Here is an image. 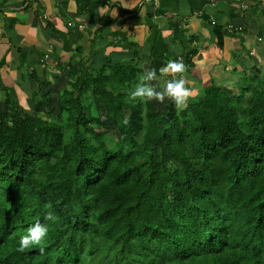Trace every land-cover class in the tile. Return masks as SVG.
<instances>
[{
    "label": "trees",
    "instance_id": "1",
    "mask_svg": "<svg viewBox=\"0 0 264 264\" xmlns=\"http://www.w3.org/2000/svg\"><path fill=\"white\" fill-rule=\"evenodd\" d=\"M153 19L141 27L145 34L155 31L162 50L175 42L174 31L151 25ZM161 19L172 21L164 12ZM207 22L205 33L222 51L227 32ZM191 43L172 59L188 67L193 102L180 111L168 99L146 104L144 123L137 102L128 105L127 116L113 112L115 99L130 96L114 95V88L128 90L125 78L141 69L143 55L132 46L113 73L79 80L53 115L41 107L49 99L45 84L29 93V109L25 90L18 104L5 95L1 264L38 221L49 228L42 245L32 247L44 249L39 264H264V87L255 84L264 86V78L249 75L248 96L213 87L215 60H194L200 53ZM94 94L108 102L95 101L87 112ZM49 211L55 222L45 220Z\"/></svg>",
    "mask_w": 264,
    "mask_h": 264
},
{
    "label": "crops",
    "instance_id": "2",
    "mask_svg": "<svg viewBox=\"0 0 264 264\" xmlns=\"http://www.w3.org/2000/svg\"><path fill=\"white\" fill-rule=\"evenodd\" d=\"M163 12L169 13L172 21L161 19ZM151 14L155 21L151 25L158 24L163 29L172 25L174 31L175 42L162 49L164 54L176 56L183 45L192 41L191 45L200 53L194 60H215L211 76L222 70L217 68L220 63L225 67L224 73L233 75L235 66L250 58L256 72L252 73L250 68L248 74L256 75L262 83L264 0H251L244 10L224 0H0V80L5 82L0 84V111L2 106L6 108L5 95L10 94L13 100L18 88L25 90L30 104L29 93H38L55 78L60 82L58 87H74L83 80L75 72L61 81V72L71 68L86 74V83L95 80L97 66L102 65L106 74L113 73L117 61L129 55L132 44L127 37L137 32L132 27L141 26ZM204 18L225 27L228 36L222 51L215 49L213 40L205 33ZM152 58V52L141 58V69L135 73L139 81L150 70ZM152 68L157 69L155 61ZM33 86L37 90H32ZM105 90L110 94L112 85ZM94 96L99 102H108L107 97ZM13 103L17 104L15 100ZM93 103L89 100L87 112ZM113 103V112L129 114L131 101L122 105V101L115 99ZM145 108V103L137 102L135 111L143 123Z\"/></svg>",
    "mask_w": 264,
    "mask_h": 264
},
{
    "label": "clouds",
    "instance_id": "3",
    "mask_svg": "<svg viewBox=\"0 0 264 264\" xmlns=\"http://www.w3.org/2000/svg\"><path fill=\"white\" fill-rule=\"evenodd\" d=\"M250 1L251 0H245L242 4L237 5V8L240 10L246 9L247 4ZM227 3H231V2H227ZM202 21L205 24L209 20L204 18ZM210 22L212 24H215L212 21ZM252 67H253V63L250 62V58L245 59L235 66L233 70V75L235 76V78L245 75V77H247L246 79H248L250 75V73L248 74V71ZM158 71L160 78L169 77V76L171 77V79L167 80L165 86L161 90H157V88L153 86V84L151 83L152 81L158 78L157 70L155 69H150L145 71L143 75L140 77V81L138 76L136 75L135 78L133 79V81H135L134 85L131 84L129 85L128 78L125 79L127 82V86H129L128 90H130L131 88H135L133 91L130 92V96H129L130 100L145 102L146 105V102L149 101H156L160 104H163L165 100L168 99L174 103L178 111L185 109L187 107L188 100L192 96V90L190 87H188L190 81L186 80L183 76V74L186 71V65L184 64L183 60L169 59L168 62L164 66L160 67ZM57 107H58V103H55V110H57ZM52 113L55 114L56 112L53 109L47 111V115H53ZM63 120H65V117L63 118ZM125 123H127L126 120ZM63 124L65 125L66 123ZM57 219L58 218L51 211H49L45 216L46 221L55 222ZM48 232H49V228L46 224H41L39 221L36 222L27 229V234L19 239L17 249L11 248L8 251L7 253L8 258L15 264H28L25 260V256L28 255L29 252L33 250L32 247L42 245L43 241L48 235ZM43 252H44L43 247H40V253L43 254ZM59 256H60V252H56L54 254V260L56 261L59 260Z\"/></svg>",
    "mask_w": 264,
    "mask_h": 264
},
{
    "label": "rangeland",
    "instance_id": "4",
    "mask_svg": "<svg viewBox=\"0 0 264 264\" xmlns=\"http://www.w3.org/2000/svg\"><path fill=\"white\" fill-rule=\"evenodd\" d=\"M229 4H232L233 6L237 7L236 4H233V3H229ZM196 14H198V13H196ZM161 16H163V13L161 14ZM204 25L207 29H209L210 23L206 22ZM171 26L172 25H170V27ZM137 28L141 29V30H139V31L133 33L132 35H130L129 37H127V42L132 44V47H134L136 49L134 52L138 55L139 54L148 55L150 52H152L154 58L151 59L150 69L154 65V61H155V63L157 64V69H155V70H157L158 78L156 80L152 81L151 83L153 84V86H155L157 88V90H159L161 88V86L163 85V82H162V79L159 77V71L158 70L160 67L164 66L168 62L169 59H172L173 56H169L168 54H164L163 51L157 47V45H156L157 41L155 40V31L154 30L153 31L148 30L147 34H145L143 27L139 26ZM199 31L202 32L204 30L199 29ZM206 43L208 44V42H206ZM130 48H131V46H130ZM128 50H130V49H128ZM232 60H234V58ZM222 66L223 65H221V63H220L219 67H217V68H221L222 70H220L218 73H215L211 76V78L213 80L212 86L217 87L218 89H220L221 87H229V88L233 89L235 94H238L239 92H243V94L248 96V94L246 93L245 87H244V80L247 77H245V75H242V76H239L238 78H235L233 76L231 78H229L231 76V72L224 73L225 67H222ZM97 67H98V69L95 67V72H94L93 77H95V76L102 77L101 74L103 75V66L101 65V66H97ZM186 68H188V67H186ZM227 69H228V67H227ZM72 72H75V74L78 75L83 80H86L88 77L82 71H79V70L73 71V68H71L68 71L61 72V81L64 80V76H66L68 73H72ZM135 76H136V74H133L132 76H130V78L128 77L129 85L130 84L134 85L135 81H133V79L135 78ZM183 76L187 80L188 73L185 72L183 74ZM168 79H170V78H166V82ZM166 82L164 83V85L166 84ZM0 84L4 85L5 82L3 80H0ZM59 84H60V82H59L58 78H55L54 81L52 83H50V85H45V93L46 92L49 93V96H48L49 99H47V101L53 102V103L45 102V103L41 104L43 110H45L46 112L50 111L51 109H53L56 112L57 110H55V103H58L60 101L61 102H67V101H69V99L72 95L73 91L71 88L58 87ZM255 84L258 87H264V86H259L257 83H255ZM31 88H32V90H37V88L35 86H33ZM134 89L135 88H131L130 91H133ZM23 91H24L23 88H18L17 93L13 96L14 97L13 100H15L17 104L19 102V99H22V100L26 99L25 93ZM91 91H92L91 89H88V92L90 94H91ZM22 92H23V94L19 97V95H17V94L22 93ZM119 92L126 93V92H128V90L127 89H119L116 86L114 88L113 94L116 95ZM9 97H10L11 102L13 103V100L11 98L12 96L10 94H9ZM91 98H92V101H94V102L99 100L98 97L93 98L92 95H91ZM124 99L126 100L125 104L132 101V100H130L129 96H127L125 98L124 97L118 98V99H116V101H122ZM192 99H193V97H190V99L188 100L186 108H188L189 103L193 102ZM38 101H45V96L39 97ZM132 102H138V101H132ZM142 103H145V102H142ZM146 104L148 106L155 107L158 104V102L149 101V102H146ZM30 105H31V103L30 104L27 103L28 107H30ZM1 110L2 111L5 110L4 106L1 107ZM120 111H121V109L119 108L118 112H120ZM123 112L126 114L128 111L124 108ZM26 113L29 116H34L28 110H26ZM52 114H54V113H52ZM49 118L50 117L47 116V119H49ZM61 122L65 123V120L62 119ZM109 129L111 131H109L108 144H109V147H111L112 144L114 143V140L116 137V134L112 128L111 122H110V128ZM253 235H256V234L253 233ZM27 256H28V259L30 260V264H39L40 263L39 260L42 257L41 253L38 249L32 250L31 252H29V254ZM4 264H11V260L6 258V261H4Z\"/></svg>",
    "mask_w": 264,
    "mask_h": 264
},
{
    "label": "built area",
    "instance_id": "5",
    "mask_svg": "<svg viewBox=\"0 0 264 264\" xmlns=\"http://www.w3.org/2000/svg\"><path fill=\"white\" fill-rule=\"evenodd\" d=\"M224 1L239 5V4H242L245 0H224Z\"/></svg>",
    "mask_w": 264,
    "mask_h": 264
},
{
    "label": "bare ground",
    "instance_id": "6",
    "mask_svg": "<svg viewBox=\"0 0 264 264\" xmlns=\"http://www.w3.org/2000/svg\"><path fill=\"white\" fill-rule=\"evenodd\" d=\"M25 260H26V262H27L28 264H30V260L28 259V256H27V255L25 256Z\"/></svg>",
    "mask_w": 264,
    "mask_h": 264
}]
</instances>
